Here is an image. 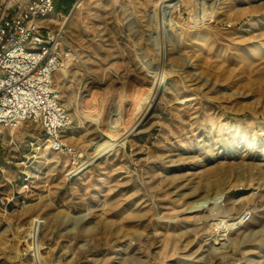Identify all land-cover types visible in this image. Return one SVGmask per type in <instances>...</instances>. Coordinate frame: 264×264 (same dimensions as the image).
<instances>
[{"label": "rangeland", "instance_id": "rangeland-1", "mask_svg": "<svg viewBox=\"0 0 264 264\" xmlns=\"http://www.w3.org/2000/svg\"><path fill=\"white\" fill-rule=\"evenodd\" d=\"M61 9L81 58L55 75L73 117L65 136L85 162L105 140L116 145L67 176L69 158L40 125L0 126V264H37L36 218L46 264H264V0ZM155 10L166 17L162 31L150 21ZM118 66L148 93L137 107L108 98L90 112L91 89ZM224 216L242 228L217 250L212 224Z\"/></svg>", "mask_w": 264, "mask_h": 264}, {"label": "built area", "instance_id": "built-area-1", "mask_svg": "<svg viewBox=\"0 0 264 264\" xmlns=\"http://www.w3.org/2000/svg\"><path fill=\"white\" fill-rule=\"evenodd\" d=\"M84 0H73L70 15ZM56 0H0V126L40 125L49 147L70 160L67 176L80 173L85 152L65 136L73 117L55 81L58 71L81 62Z\"/></svg>", "mask_w": 264, "mask_h": 264}, {"label": "bare ground", "instance_id": "bare-ground-1", "mask_svg": "<svg viewBox=\"0 0 264 264\" xmlns=\"http://www.w3.org/2000/svg\"><path fill=\"white\" fill-rule=\"evenodd\" d=\"M82 6V5H81ZM80 6V7H81ZM80 7H78V8H80ZM165 15H164V13L163 12H160V11H158V10H155V11H153V12H151V14H150V17H151V20L150 21H153V22H151L156 28H158V29H156V30H159V31H162L165 27H166V21H165V18L166 17H164ZM213 16H214V12L213 11H210V12H208V13H206L205 15H204V18H203V21H208V22H210L211 20H212V18H213ZM203 17V16H202ZM168 18V17H167ZM158 20V22H156L157 20ZM68 21H69V18H68V20H67V23H66V25L68 24ZM150 23V24H151ZM197 23H199V24H201L202 22L200 21V22H197ZM196 23V24H197ZM152 24H151V26H152ZM153 26V27H154ZM156 35V34H155ZM153 38V37H152ZM157 38V37H156ZM155 38V39H156ZM159 38H160V36H159ZM154 39V38H153ZM159 43V42H158ZM160 47V46H159ZM158 47V48H159ZM160 49V48H159ZM161 51V50H160ZM115 113V112H114ZM116 141H115V139H112V138H110V139H107V140H105L104 142H102V143H100V144H98L97 146H96V148H95V154L91 157V161H94V160H96V159H98L99 157H101L102 155H104V154H106L107 152H109L111 149H113V147H115V145H116V143H115ZM91 161H86V164H85V166L83 167V169L82 170H84L87 166H89L91 163ZM81 173V172H80ZM198 200H200V199H198ZM216 206H217V204L216 203H211V204H209L208 206H206V207H202V206H200V205H194V207H193V209L192 210H194L193 212H195V213H199L200 211H202V210H204V208H208V209H211V210H213V209H215L216 208ZM248 215V214H247ZM198 216V215H197ZM196 216V217H197ZM225 217V216H224ZM212 218H214V219H217V218H219V216H217V215H214ZM227 217H225V218H220V220L219 221H217V222H215V223H213L212 225H213V229H215V231H216V234L214 235V237H213V241L211 242L212 243V245L215 247V246H217L216 247V249L218 248V249H223V248H226L227 247V243L228 242H232L233 241V239H232V233H233V231L234 230H236V229H238L239 227H241V225H242V221H237V222H233L232 220H230L229 218H227ZM34 220V219H33ZM35 222H36V224H35V229H34V231H33V233L30 235L33 239H34V243H33V245H34V249H36V251L34 252V254H33V256H34V260L36 261V263L37 264H46V260L45 261H43V259H42V257H41V253H40V250H41V234H40V231H41V227H42V223L44 222V220H41V219H35ZM242 228V227H241ZM220 240H223L224 242H218V241H220ZM32 243V242H31ZM233 244H234V241H233ZM209 245V244H208ZM207 247V246H206ZM233 247V246H232ZM235 247V246H234ZM202 249V248H201ZM215 249V250H216ZM217 249V250H218ZM204 250V249H203ZM216 250V251H217ZM220 251V250H219ZM202 252H204V251H202ZM199 253V252H198ZM223 255H226L225 253L223 254ZM247 262V261H246Z\"/></svg>", "mask_w": 264, "mask_h": 264}, {"label": "crops", "instance_id": "crops-1", "mask_svg": "<svg viewBox=\"0 0 264 264\" xmlns=\"http://www.w3.org/2000/svg\"><path fill=\"white\" fill-rule=\"evenodd\" d=\"M107 69L102 71L101 88L91 89L89 96L85 99V104L89 111L94 112V107L99 108L100 105L101 109H103L108 98L118 99V105H125L126 107L128 104H132L137 107L139 101L148 93L145 90L146 88L144 87L142 90L136 89L135 91L130 85V76L123 77L119 66L118 69L113 68L111 71ZM80 150L83 151L84 149Z\"/></svg>", "mask_w": 264, "mask_h": 264}, {"label": "trees", "instance_id": "trees-1", "mask_svg": "<svg viewBox=\"0 0 264 264\" xmlns=\"http://www.w3.org/2000/svg\"><path fill=\"white\" fill-rule=\"evenodd\" d=\"M72 3H73V0H56V8L57 10L61 11V7L62 6H65L66 8H68V12L71 10V7H72Z\"/></svg>", "mask_w": 264, "mask_h": 264}, {"label": "water", "instance_id": "water-1", "mask_svg": "<svg viewBox=\"0 0 264 264\" xmlns=\"http://www.w3.org/2000/svg\"><path fill=\"white\" fill-rule=\"evenodd\" d=\"M155 86V85H154ZM145 120V117L143 118V119H141V120H138L135 124H134V126H133V128L131 129V130H127L126 131V133L124 134V136L121 138V140H126V139H128V137L134 132V131H136L139 127H140V125L142 124V122ZM134 130V131H133ZM133 131V132H132Z\"/></svg>", "mask_w": 264, "mask_h": 264}]
</instances>
